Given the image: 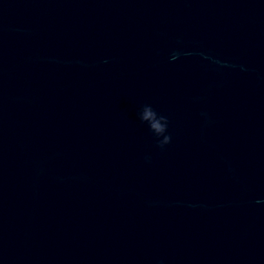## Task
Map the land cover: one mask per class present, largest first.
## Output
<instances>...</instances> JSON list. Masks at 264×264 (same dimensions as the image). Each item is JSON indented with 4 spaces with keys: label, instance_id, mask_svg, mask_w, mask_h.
<instances>
[{
    "label": "clouds",
    "instance_id": "1",
    "mask_svg": "<svg viewBox=\"0 0 264 264\" xmlns=\"http://www.w3.org/2000/svg\"><path fill=\"white\" fill-rule=\"evenodd\" d=\"M176 58H177L176 55H174V56L172 57V59H176ZM153 114H154V113H152V112H146L144 115L140 116V119H141V121L146 122V121L149 119V117L152 116ZM163 118L166 119L165 117H163ZM149 127H150V128H156L157 125H156V124H150ZM168 141H169V139L166 141V143H167Z\"/></svg>",
    "mask_w": 264,
    "mask_h": 264
}]
</instances>
